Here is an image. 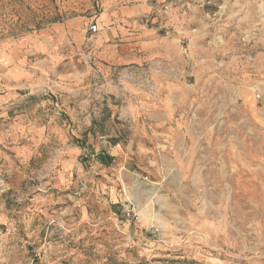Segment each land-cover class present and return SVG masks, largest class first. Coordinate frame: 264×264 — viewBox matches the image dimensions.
Returning <instances> with one entry per match:
<instances>
[{
    "label": "rangeland",
    "instance_id": "1",
    "mask_svg": "<svg viewBox=\"0 0 264 264\" xmlns=\"http://www.w3.org/2000/svg\"><path fill=\"white\" fill-rule=\"evenodd\" d=\"M104 1L0 0V264H264V0H127L161 54L125 68ZM159 72L172 121L126 118Z\"/></svg>",
    "mask_w": 264,
    "mask_h": 264
},
{
    "label": "crops",
    "instance_id": "2",
    "mask_svg": "<svg viewBox=\"0 0 264 264\" xmlns=\"http://www.w3.org/2000/svg\"><path fill=\"white\" fill-rule=\"evenodd\" d=\"M125 1L127 0L104 1L98 23H96L105 27L104 31L101 32L95 41L96 46L102 49L100 50L99 58L105 60L111 65V68H125L131 64L145 62V60H150L151 58L154 59L157 53L158 55L161 54L159 49L155 50L156 45H161L159 38L157 44H153L155 39L151 41L150 37L152 35L147 33V29L142 27L138 22V17L145 11V6L137 2L123 4ZM128 23H130L129 27L127 26ZM58 29H61L62 32L67 31L64 27H59ZM68 29L70 34L77 36H85L86 33L83 26L77 22L70 23ZM148 41L151 42L149 43ZM50 57L53 59L59 56L58 54H50ZM49 67L50 65H46L45 72H54V69L52 70ZM153 74L156 92L152 95L140 89L135 82L133 84L121 82V89L124 88L130 95V98L125 100L127 101L126 107L128 112L125 114L126 118L131 117L133 120H139L138 116L140 114L137 112L138 108H140L148 113L142 116L149 118L150 121L159 123V127H161L163 123L172 121L171 107H173V103L177 100V94L180 89L175 83L167 82V80L162 78L160 72L159 74ZM175 133V129H170L166 133L157 132L156 137H172ZM113 150L105 149L110 154V158L118 154L119 150L117 146L112 154ZM105 151L103 150L104 155H106ZM107 194L113 197L114 191L109 189Z\"/></svg>",
    "mask_w": 264,
    "mask_h": 264
},
{
    "label": "built area",
    "instance_id": "3",
    "mask_svg": "<svg viewBox=\"0 0 264 264\" xmlns=\"http://www.w3.org/2000/svg\"><path fill=\"white\" fill-rule=\"evenodd\" d=\"M90 31H91V33H93V34L97 33V32L99 31V27H98V25H97L96 23H93V24L91 25V27H90ZM101 140H102V143H103L102 150H105V149H111L112 147H114V146H113V145H112V144L106 139V137L101 136ZM99 154H103V155H104L103 151H101V153H99ZM128 215H130V212H128ZM134 216H136V215H134Z\"/></svg>",
    "mask_w": 264,
    "mask_h": 264
},
{
    "label": "trees",
    "instance_id": "4",
    "mask_svg": "<svg viewBox=\"0 0 264 264\" xmlns=\"http://www.w3.org/2000/svg\"><path fill=\"white\" fill-rule=\"evenodd\" d=\"M99 160H100L102 163L107 164V163H109V161L111 160V158H110V157H106L105 155H101V156H99Z\"/></svg>",
    "mask_w": 264,
    "mask_h": 264
}]
</instances>
